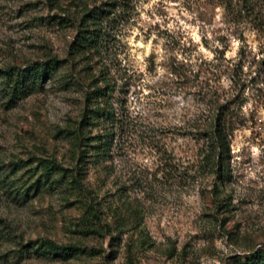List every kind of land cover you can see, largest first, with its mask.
Wrapping results in <instances>:
<instances>
[{
  "label": "rangeland",
  "instance_id": "1",
  "mask_svg": "<svg viewBox=\"0 0 264 264\" xmlns=\"http://www.w3.org/2000/svg\"><path fill=\"white\" fill-rule=\"evenodd\" d=\"M51 57L54 78L0 105V264H235L264 248V0H0V62ZM216 93L237 97L224 173L182 178L197 146L178 128ZM109 104L132 123L118 163L159 171L137 197L77 135Z\"/></svg>",
  "mask_w": 264,
  "mask_h": 264
},
{
  "label": "trees",
  "instance_id": "2",
  "mask_svg": "<svg viewBox=\"0 0 264 264\" xmlns=\"http://www.w3.org/2000/svg\"><path fill=\"white\" fill-rule=\"evenodd\" d=\"M93 14L94 12L91 11L89 15L93 17ZM87 30L88 28L78 36L79 41L74 43L76 48H83L88 37L92 39L86 34ZM60 62L61 59L56 57L34 60L24 66L6 60L1 61L0 105L5 106V108L16 107L24 97L42 88L44 81L56 76ZM236 98L231 94L223 95L220 93L219 95L216 93L215 99L208 101V107L205 108V112L201 116H197L188 124L186 122L184 126H179L178 135L188 138L186 144L190 145L189 139H191L195 140L197 146L195 158H192L193 162L183 166L184 170L179 173V176L188 179L198 176L200 173L214 172L216 175L224 173L231 152V135L237 122L233 107ZM88 109V112L87 110L84 112L77 129L78 138L82 141L88 135L91 136L89 140H84L83 145H92L94 153L101 155L105 164V172L115 177L116 182L120 184V190L129 195L144 186L145 182H152L153 178L157 180L159 171L151 172L153 178L149 179V174H145L142 170L138 171V167L118 163V156L123 149L127 130L130 132L132 128V123L126 120L125 114L117 112L116 108L110 104L96 105L93 108L88 107ZM92 125L99 126L98 131L94 134L92 133V129H94ZM165 145L166 141L161 145L153 144L154 147L159 146L158 149L160 150L167 147ZM173 160L175 158L166 153H163V157L160 159L161 169L168 170L166 174L170 176L173 175L172 172L177 175ZM192 170H194L193 173H191ZM134 193H136L135 196L138 194L136 191ZM96 218H98L97 222L90 219V227L93 232L99 231L103 223L102 218L99 216ZM39 248H42L45 253L50 251L70 253L74 250L73 246L59 244L53 239L41 240ZM235 264H264V248H258L251 255L239 258Z\"/></svg>",
  "mask_w": 264,
  "mask_h": 264
}]
</instances>
